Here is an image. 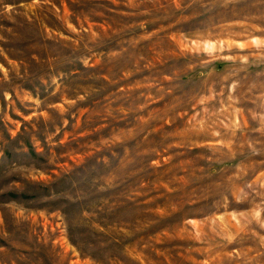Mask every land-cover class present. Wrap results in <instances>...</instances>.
Instances as JSON below:
<instances>
[{
	"label": "rangeland",
	"instance_id": "374dc122",
	"mask_svg": "<svg viewBox=\"0 0 264 264\" xmlns=\"http://www.w3.org/2000/svg\"><path fill=\"white\" fill-rule=\"evenodd\" d=\"M0 264H264V0H0Z\"/></svg>",
	"mask_w": 264,
	"mask_h": 264
}]
</instances>
